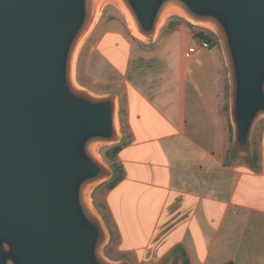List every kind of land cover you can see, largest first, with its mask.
Masks as SVG:
<instances>
[{"label": "water", "instance_id": "water-1", "mask_svg": "<svg viewBox=\"0 0 264 264\" xmlns=\"http://www.w3.org/2000/svg\"><path fill=\"white\" fill-rule=\"evenodd\" d=\"M100 2L150 41L173 14L214 30L230 71L232 152H253L264 0H0V264H131L105 255L110 231L91 198L113 173L98 147L120 140L118 99L82 87L73 61Z\"/></svg>", "mask_w": 264, "mask_h": 264}, {"label": "crops", "instance_id": "crops-1", "mask_svg": "<svg viewBox=\"0 0 264 264\" xmlns=\"http://www.w3.org/2000/svg\"><path fill=\"white\" fill-rule=\"evenodd\" d=\"M110 21L84 43L78 72L118 99L122 178L98 210L113 259L167 264L181 249L190 264H264V125L252 154H234L216 52L186 58L184 28L140 52Z\"/></svg>", "mask_w": 264, "mask_h": 264}, {"label": "rangeland", "instance_id": "rangeland-1", "mask_svg": "<svg viewBox=\"0 0 264 264\" xmlns=\"http://www.w3.org/2000/svg\"><path fill=\"white\" fill-rule=\"evenodd\" d=\"M107 17H109V19L112 20V21H110L107 24L109 27H111L113 29H116V30L120 29L122 27L123 28H128L129 33L132 36L131 39L136 42L137 48H138V50L140 52L154 51L155 48H158V47L161 46V44L165 41V39L170 35V34H167L165 32V29H166V27H167L169 22L177 21V22L181 23V27L179 29L184 28V29H187L188 32H192V33L193 32L203 31V30L210 31L209 30L210 28H206V27H204V26H202L200 24L193 23V22L189 21L188 19H186L185 17H183L181 15L173 14V15H170L166 19L165 23L160 28V30H159V32H158V34H157V36L155 37L154 40L150 41L148 39H141V38H139V37H137L136 35L133 34L131 29L129 28L128 21H127L125 15H124V13L121 11V9L118 6L114 5V4L108 3V4H106L104 6V9L102 10L101 15L99 16V19H98L97 23L95 24L94 28L92 29V31L90 32V34L86 38L85 42L89 39V37L92 38L93 35L96 34V31H97L98 27H100L102 25L104 19L105 18L107 19ZM217 37H218V40H219L218 44L214 45L213 47H210L209 49H205V50H210V49L214 50L216 52V54H217L218 59L221 60V62L224 63V71H225V76H226L225 87H224V93H225L224 102H225V107H227V109L225 108V114H226V117H227V121H228V123L230 124V127H231V133H232V135H231V143L233 145V142H234V127H233L232 118H231V80H230L231 78H230V71H229L228 62H227V59H226V56H225V53H224V48H223V45L221 44L220 37L218 36V34H217ZM82 47H81V50H82ZM81 50H80V52H81ZM80 52H79V55H80ZM79 55H78V60H79ZM208 59H211V56ZM78 60H77V70H76L77 71L76 72V78H77L78 83L82 87H84V88H86V89H88V90H90L92 92L102 94V93H100V92H98L96 90L90 89V88H88V87H86L84 85V81L81 79V73L82 72H78ZM80 70H81V67H80ZM190 74H192V76L193 75L195 76L193 68H190ZM262 125H264V117L260 118L258 120L256 126H255V129H254V132H253V136H252L253 137V146H254V140L257 139V137L259 136L258 135L259 129L261 128ZM113 145L114 144H109V145L108 144H101L98 147V152H99L100 156L109 165H110V163H108V161H107L106 153H107V151L109 149H111V147ZM111 177L108 180L104 181L103 183H100L99 185H97L91 191L92 203H93L94 207L98 208V210H101V212L104 210L102 208V206H101V199L104 197V194H105L106 189H107V185H108L109 181H111ZM110 247H112V245L111 244H107L104 252H105V255L109 259L112 260L115 257V255H114L113 250L110 249ZM180 260H181V258H180ZM181 262H182V260H181Z\"/></svg>", "mask_w": 264, "mask_h": 264}, {"label": "trees", "instance_id": "trees-1", "mask_svg": "<svg viewBox=\"0 0 264 264\" xmlns=\"http://www.w3.org/2000/svg\"><path fill=\"white\" fill-rule=\"evenodd\" d=\"M180 27H181V23H179L177 21L169 22L167 27H166V29H165V32L167 34H171L175 30H178ZM199 35L202 36V37H205L207 39L209 38L208 36L204 35L201 32L199 33ZM225 108L227 109V107H225ZM119 148H120L119 144L118 145H113L111 147V149H109L107 151V153H106L107 161H108V163H110V166H111V168L113 170V173H112L113 176L111 177V181H109L106 190L114 187L119 182V180L122 178L121 167H120V165H119V163L117 161V153L119 151ZM101 206H102L103 209L106 208L105 207L104 197L101 199ZM100 212H101V210H100ZM110 249L113 250L112 247H110ZM177 251H178L179 257L182 260V264H190L186 252L184 250H181V249H177ZM227 264H234V263H227Z\"/></svg>", "mask_w": 264, "mask_h": 264}, {"label": "built area", "instance_id": "built-area-1", "mask_svg": "<svg viewBox=\"0 0 264 264\" xmlns=\"http://www.w3.org/2000/svg\"><path fill=\"white\" fill-rule=\"evenodd\" d=\"M210 31H199L194 32V43L190 46H188L184 52V55L186 58L191 59L193 58L199 50L201 49H209L210 47H213L214 45L218 44V37L217 34L209 29ZM203 33L204 35L208 36L209 38H205L199 35V33Z\"/></svg>", "mask_w": 264, "mask_h": 264}, {"label": "bare ground", "instance_id": "bare-ground-1", "mask_svg": "<svg viewBox=\"0 0 264 264\" xmlns=\"http://www.w3.org/2000/svg\"><path fill=\"white\" fill-rule=\"evenodd\" d=\"M101 7H102V3L100 2L97 7H96V15H95V20H94V23H96V21L98 20L99 16H100V13H101ZM123 12V11H122ZM124 13V12H123ZM125 17L128 21V24H129V28L131 29V31L133 32L134 35H136L137 37L141 38V39H146L142 34L139 33L134 21L131 19L130 16H128L127 14H125ZM84 40V39H83ZM83 40L78 44L76 50H75V53H74V57H73V61L77 62V55H78V52L80 50V47L83 43ZM117 125L119 126V122L117 121Z\"/></svg>", "mask_w": 264, "mask_h": 264}]
</instances>
